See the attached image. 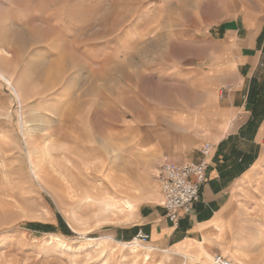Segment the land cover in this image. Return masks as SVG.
<instances>
[{
	"label": "rangeland",
	"instance_id": "1",
	"mask_svg": "<svg viewBox=\"0 0 264 264\" xmlns=\"http://www.w3.org/2000/svg\"><path fill=\"white\" fill-rule=\"evenodd\" d=\"M256 2L0 0V264H151L148 243L117 232L160 193L169 119L226 63L210 25ZM234 202L236 245L220 255L264 264V145ZM58 216L70 235L27 228Z\"/></svg>",
	"mask_w": 264,
	"mask_h": 264
},
{
	"label": "crops",
	"instance_id": "2",
	"mask_svg": "<svg viewBox=\"0 0 264 264\" xmlns=\"http://www.w3.org/2000/svg\"><path fill=\"white\" fill-rule=\"evenodd\" d=\"M210 28L226 63L212 66L204 75L207 93L192 112L169 119L171 128L158 150L161 162L184 165L199 163L202 146L214 145L201 199L192 214L180 213L174 225L167 219L160 192L154 202L137 207L132 228L117 232L129 242L135 228L147 234L151 264H166L171 257L188 264H212L216 255L234 247V193L251 179L262 160L264 86L258 73L264 66V3L246 5L235 18ZM227 86L231 87L227 95L219 96ZM155 251L169 256L165 262L155 261Z\"/></svg>",
	"mask_w": 264,
	"mask_h": 264
},
{
	"label": "built area",
	"instance_id": "3",
	"mask_svg": "<svg viewBox=\"0 0 264 264\" xmlns=\"http://www.w3.org/2000/svg\"><path fill=\"white\" fill-rule=\"evenodd\" d=\"M214 149L212 143H205L201 150V160L195 164L174 165L162 163L157 175L159 190L163 197L162 206L167 219L178 225L179 214L190 215L200 201L202 188L207 180L209 158ZM150 237L139 230L130 243L143 245ZM213 264H235L222 255H216Z\"/></svg>",
	"mask_w": 264,
	"mask_h": 264
},
{
	"label": "trees",
	"instance_id": "4",
	"mask_svg": "<svg viewBox=\"0 0 264 264\" xmlns=\"http://www.w3.org/2000/svg\"><path fill=\"white\" fill-rule=\"evenodd\" d=\"M58 221H59V229L53 227V226H47L43 224H27V228L29 230L39 232V233H52V234H57L59 231H64L65 234L70 235L71 231L69 230L68 226L66 223L63 221V219L58 216ZM138 229L135 228L133 230L134 236L137 234Z\"/></svg>",
	"mask_w": 264,
	"mask_h": 264
},
{
	"label": "bare ground",
	"instance_id": "5",
	"mask_svg": "<svg viewBox=\"0 0 264 264\" xmlns=\"http://www.w3.org/2000/svg\"><path fill=\"white\" fill-rule=\"evenodd\" d=\"M263 231L259 233V239L263 240ZM137 244V243H134ZM135 252V251H134ZM136 253V252H135ZM151 260V257L149 254L144 255V262H149Z\"/></svg>",
	"mask_w": 264,
	"mask_h": 264
}]
</instances>
